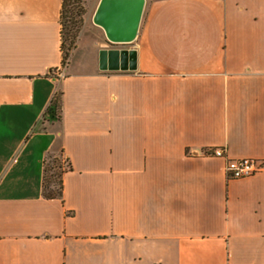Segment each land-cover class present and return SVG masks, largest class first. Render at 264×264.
I'll return each mask as SVG.
<instances>
[{
    "label": "crops",
    "instance_id": "crops-1",
    "mask_svg": "<svg viewBox=\"0 0 264 264\" xmlns=\"http://www.w3.org/2000/svg\"><path fill=\"white\" fill-rule=\"evenodd\" d=\"M95 1L64 67L63 0H0V264H264V172L226 173L264 161V0H146L123 48Z\"/></svg>",
    "mask_w": 264,
    "mask_h": 264
},
{
    "label": "water",
    "instance_id": "water-1",
    "mask_svg": "<svg viewBox=\"0 0 264 264\" xmlns=\"http://www.w3.org/2000/svg\"><path fill=\"white\" fill-rule=\"evenodd\" d=\"M146 0H101L93 23L102 28L115 45L133 43L139 34ZM103 71H136L137 53L133 50H104L100 53Z\"/></svg>",
    "mask_w": 264,
    "mask_h": 264
},
{
    "label": "trees",
    "instance_id": "trees-1",
    "mask_svg": "<svg viewBox=\"0 0 264 264\" xmlns=\"http://www.w3.org/2000/svg\"><path fill=\"white\" fill-rule=\"evenodd\" d=\"M84 1L85 0H63L61 12L63 66L68 64L72 52L76 49L80 32L84 26L83 17L86 13V10L83 6ZM61 104V94L58 93L54 97V100L48 109V115L50 119L58 118ZM50 161L54 162V167L49 169L48 163ZM48 163L46 164L45 168L43 196L50 200H63V176L65 172L70 169V165H68L67 168H64L63 164L58 160V158H51ZM52 169H56L57 172L48 178V173Z\"/></svg>",
    "mask_w": 264,
    "mask_h": 264
},
{
    "label": "built area",
    "instance_id": "built-area-1",
    "mask_svg": "<svg viewBox=\"0 0 264 264\" xmlns=\"http://www.w3.org/2000/svg\"><path fill=\"white\" fill-rule=\"evenodd\" d=\"M51 76L59 79L64 75L62 72L56 71L52 72ZM209 155L220 157L224 155V150L215 149L210 151ZM262 172H264V161L250 159L236 160L228 162L226 166L227 177L232 180L249 178Z\"/></svg>",
    "mask_w": 264,
    "mask_h": 264
},
{
    "label": "rangeland",
    "instance_id": "rangeland-1",
    "mask_svg": "<svg viewBox=\"0 0 264 264\" xmlns=\"http://www.w3.org/2000/svg\"><path fill=\"white\" fill-rule=\"evenodd\" d=\"M83 6H84V8L86 10V13H85V15L83 17V24H84V22H85L86 19L92 17V15L94 13V8L96 6V1L95 0H85L83 2ZM110 46L116 47V48H123V47H129V46H131V44H127V45H115V44H112ZM58 160L63 164V167L64 168H67V162H66V160L62 156L58 157ZM53 167H54V162L53 161H50L48 163V168L50 169V168H53ZM56 172H57L56 169H54V170L52 169L48 173V178H49V176H52Z\"/></svg>",
    "mask_w": 264,
    "mask_h": 264
}]
</instances>
